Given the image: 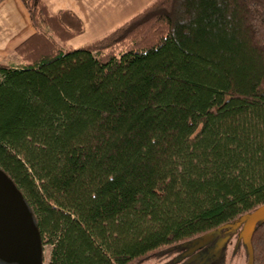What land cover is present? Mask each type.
I'll return each mask as SVG.
<instances>
[{
	"label": "trees",
	"instance_id": "trees-1",
	"mask_svg": "<svg viewBox=\"0 0 264 264\" xmlns=\"http://www.w3.org/2000/svg\"><path fill=\"white\" fill-rule=\"evenodd\" d=\"M24 3L36 32L22 68L0 65V169L47 264L180 261L210 238L222 257L229 232L264 264V220L241 237L264 206V0H153L78 49L77 16Z\"/></svg>",
	"mask_w": 264,
	"mask_h": 264
},
{
	"label": "crops",
	"instance_id": "crops-1",
	"mask_svg": "<svg viewBox=\"0 0 264 264\" xmlns=\"http://www.w3.org/2000/svg\"><path fill=\"white\" fill-rule=\"evenodd\" d=\"M50 14L69 11L83 23L84 32L67 44L83 47L142 11L153 0H43ZM36 32L24 0H0V65L22 68L16 48Z\"/></svg>",
	"mask_w": 264,
	"mask_h": 264
},
{
	"label": "water",
	"instance_id": "water-1",
	"mask_svg": "<svg viewBox=\"0 0 264 264\" xmlns=\"http://www.w3.org/2000/svg\"><path fill=\"white\" fill-rule=\"evenodd\" d=\"M263 220L264 206L247 219L241 234L245 244L250 242L255 226ZM201 246L198 244L191 250ZM43 248L35 217L27 201L0 169V264H44Z\"/></svg>",
	"mask_w": 264,
	"mask_h": 264
},
{
	"label": "rangeland",
	"instance_id": "rangeland-1",
	"mask_svg": "<svg viewBox=\"0 0 264 264\" xmlns=\"http://www.w3.org/2000/svg\"><path fill=\"white\" fill-rule=\"evenodd\" d=\"M224 238L226 241V246L222 251V257L220 256L219 261L217 264H246L245 255L243 254V248L240 247V253L239 255H233V250L236 247V238L235 234L232 232L224 234ZM192 248L188 249L184 253V258L182 260L176 259V257L180 254V252H172L168 253L167 256H163L162 258L158 260H151L148 262H145L144 264H195L196 258H193V254H195L196 250H191ZM44 251V264H47L50 259V252L51 247L46 245L43 248ZM190 257V258H187ZM219 257V256H218ZM217 257V258H218ZM224 258V259H223ZM188 259V260H187Z\"/></svg>",
	"mask_w": 264,
	"mask_h": 264
},
{
	"label": "flooded vegetation",
	"instance_id": "flooded-vegetation-1",
	"mask_svg": "<svg viewBox=\"0 0 264 264\" xmlns=\"http://www.w3.org/2000/svg\"><path fill=\"white\" fill-rule=\"evenodd\" d=\"M222 245H223L222 242L218 241V239L208 240L206 243H204L200 248L196 250L195 254H193L192 257L196 258L195 264H205V261L206 262L211 261L210 258L214 259L220 256Z\"/></svg>",
	"mask_w": 264,
	"mask_h": 264
}]
</instances>
